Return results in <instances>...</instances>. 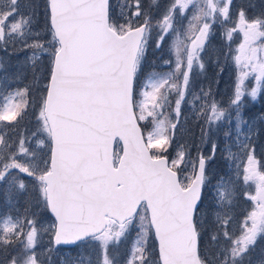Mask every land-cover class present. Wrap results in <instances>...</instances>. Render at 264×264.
I'll list each match as a JSON object with an SVG mask.
<instances>
[{
    "label": "snow or ice",
    "instance_id": "obj_1",
    "mask_svg": "<svg viewBox=\"0 0 264 264\" xmlns=\"http://www.w3.org/2000/svg\"><path fill=\"white\" fill-rule=\"evenodd\" d=\"M217 35L215 79L196 91ZM165 45L170 70L146 72ZM185 104L200 132L177 143ZM29 106L30 137L17 127ZM3 121L16 124L0 134V264H84L58 257L65 246L117 264L110 250L133 233L122 264H264V0H44L43 14L0 0ZM218 151L230 167L213 172Z\"/></svg>",
    "mask_w": 264,
    "mask_h": 264
},
{
    "label": "rangeland",
    "instance_id": "obj_2",
    "mask_svg": "<svg viewBox=\"0 0 264 264\" xmlns=\"http://www.w3.org/2000/svg\"><path fill=\"white\" fill-rule=\"evenodd\" d=\"M36 5H38V11L43 14L44 11V0H34ZM149 0H145V4L147 5ZM240 0H236V3H239ZM255 3H259V0H254ZM167 0H160V4H166ZM186 23V21H185ZM222 41L220 40L219 36L211 41L208 49L205 51L204 58L206 60H209V57H211L215 51H218L222 46ZM25 53H20V60H23ZM162 58L168 59V48L167 45L162 50H156L155 48H150L148 52V57L146 61V67L145 71H155L157 73H166L170 69L168 66H164L162 64ZM13 63H16V58H13ZM215 67L211 64V61L209 60L207 72L203 75H198L195 71L193 73V86L196 91H199L201 86H204L205 88L208 86L209 82L213 79H215V73H216ZM235 79L234 70L231 64H228L225 66V71L222 75L219 77V84L218 86L213 85L214 90L216 91V99L217 100H223L226 101L228 98V95L231 92L232 83ZM30 75L28 79H19L14 82L9 81L11 84L12 90L20 89L23 90V88L30 83ZM35 93L32 94L34 97ZM31 100L32 97H29ZM16 102V101H14ZM184 113L188 116V123L184 124L183 127L177 132L176 135V142H182V141H191L194 138H197L199 136L200 129L195 123V121L192 119V111L193 109H190L188 104L184 105ZM33 107L29 106L27 113L23 116L22 119L19 120L18 129L20 132H24L29 135L32 131L36 128V120L33 116ZM16 122L12 121H3L0 122V134L8 133L11 134V126L15 125ZM217 136L219 137V143L220 147L223 148V136L222 132L217 133ZM264 143V137L261 138L260 141L257 142ZM35 146L33 141V147ZM175 147V144H174ZM207 151V149H206ZM235 151V149H234ZM258 154H259V148H258ZM221 164V169H228L230 166L229 164L222 158L221 152H217V159L216 161L210 165V168L213 172H216V164ZM248 207V205L242 200H236L235 201V207L233 208V213L237 216L238 219H240V214ZM5 206L0 203V212H4ZM22 211V209H21ZM135 233L132 234V236L124 241L118 248L111 249L110 251L113 252L116 256L117 264H122L123 260L126 259L127 254L129 252V249L131 248L133 244ZM45 243L47 242V237L44 238ZM261 244H264V240H259L257 243V248L255 249V254L258 255L260 251ZM149 247H152V243L150 242ZM83 253L85 256L84 264H88L89 259L91 260V264H97L98 261V249L95 248V246L89 248V247H81L79 249H76L74 247L66 248L62 247L61 252L57 253L56 255L59 256H71L75 257L77 253ZM158 254L153 250V258H156Z\"/></svg>",
    "mask_w": 264,
    "mask_h": 264
},
{
    "label": "trees",
    "instance_id": "obj_3",
    "mask_svg": "<svg viewBox=\"0 0 264 264\" xmlns=\"http://www.w3.org/2000/svg\"><path fill=\"white\" fill-rule=\"evenodd\" d=\"M221 164H222L221 162H220V163H217V164H216V168L220 170L221 167H222Z\"/></svg>",
    "mask_w": 264,
    "mask_h": 264
}]
</instances>
